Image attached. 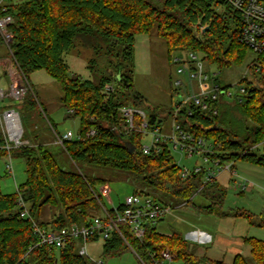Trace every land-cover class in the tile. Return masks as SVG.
Masks as SVG:
<instances>
[{
	"label": "trees",
	"instance_id": "trees-1",
	"mask_svg": "<svg viewBox=\"0 0 264 264\" xmlns=\"http://www.w3.org/2000/svg\"><path fill=\"white\" fill-rule=\"evenodd\" d=\"M6 15L13 16L8 26L13 34L10 49L23 75L30 84V74L44 69L61 82V101L68 116L79 119L78 133L82 138L61 145L36 141L25 134L31 144L10 150L13 158L25 160L26 180L13 193L0 192V264H98L80 254L81 238L68 240L60 248L36 246L30 250L36 241L32 221L21 217L18 209L21 194L32 218L54 230L73 223L86 224L99 216L97 212L103 206L109 210L105 197L97 191L98 185L106 180L88 175L83 169L78 171L69 164L72 160L81 168L88 164L122 170L137 181L133 193L150 195L163 203H189L201 195L208 202L202 206L203 210L220 215L228 188L218 181L204 184L205 171L184 178L183 168L168 146L163 144L146 154L141 133L119 135L104 123L119 124V108L139 107L143 99L141 94L132 92L138 35H151L156 30L165 40L170 55L175 51L196 52L207 65L220 72L244 65L251 50L239 40L242 22L237 11L222 0H4L0 4V17ZM201 26L208 28L201 31ZM99 38L109 42L106 74L97 82L72 74L65 54L79 43L87 45ZM4 44L0 33V47ZM252 74L243 79L242 100H233L243 120L234 121L220 110L214 114V103L207 111L194 107L191 116L181 110L179 120L185 130L211 142L214 156L234 163L246 160L264 165V73L255 67ZM107 83L114 87L111 93L105 92ZM22 103L23 111L30 112H35L39 103L29 90L23 101L11 104L20 111L23 121ZM155 109L157 112L149 114L152 125L163 121L161 112ZM48 121L56 130L49 117ZM92 128L97 133L88 137L87 132ZM129 144L134 146L133 151ZM4 145L0 130V158L9 154ZM56 147L69 158L59 159L53 150ZM46 206L63 211L50 222L41 221ZM235 215L247 218L251 225L264 227V211L255 214L239 210ZM119 229L123 236L113 231L105 240V257L132 250L145 264H155L152 254L159 255L169 248L178 254L176 262L181 264H264V240L256 237L246 239L251 245V256L237 254L228 263L197 254L176 229L165 234L156 224H149L143 240L124 223L119 224ZM96 239L99 238H92Z\"/></svg>",
	"mask_w": 264,
	"mask_h": 264
},
{
	"label": "built area",
	"instance_id": "built-area-1",
	"mask_svg": "<svg viewBox=\"0 0 264 264\" xmlns=\"http://www.w3.org/2000/svg\"><path fill=\"white\" fill-rule=\"evenodd\" d=\"M222 1L240 14L242 26L239 40L257 56L255 67L264 73V0ZM12 22L13 16L11 15L0 17V33L8 47L13 40V34L8 29L9 24ZM206 28L207 26H201L202 31ZM12 56L1 63L10 76V82L7 87L0 83V122L5 138L4 147L9 153L6 169L9 174L14 176L13 156L10 150L31 143L25 138L20 111L11 106L13 103L23 101L30 90L28 80L20 70L16 59ZM174 61L178 64V67L177 77L173 85L175 96L179 99L172 109L171 132L166 133L160 130L159 124L152 125L150 115L144 109L135 106L120 107V123L106 122L104 125L116 134L123 136L132 132L141 133L143 138L151 136L150 144L142 143V149L146 154L153 149H159L161 145L165 144L172 152H178L184 158H200L202 163L194 166H186L177 162L183 168L182 176L184 178L193 173L205 171L203 183L207 184L217 181L218 175L223 171H229L232 175H237L233 161H224L214 156L211 142L202 135L185 130L179 120L181 110H185L191 116L194 107L207 111L210 110L212 103L216 104L212 110L214 114H217L220 110L219 102L221 99L233 97V93L228 86L219 81L220 71L217 68L212 69L196 52H191L189 57L186 58H176ZM113 90V85L107 83L105 92L111 93ZM244 93L245 85H242L235 98L241 101V96ZM161 122L162 120L159 121V123ZM96 133V129L92 128L87 132V136H95ZM81 138V134L69 130L64 134L56 133L55 142L64 145L65 141L80 140ZM234 185L243 190L248 188L245 181H239ZM202 188L203 186L199 190ZM110 192L109 185H106L102 190V194L106 198L109 197ZM109 202L112 206L109 210H104L103 216H95L86 224L73 223L54 230L51 227L41 225L35 218H32L29 205L20 194L18 198L20 216L31 219L33 232L36 236V241L30 247V250L36 246L60 248L68 240L81 238L80 254L92 259L89 256L88 249V242L92 238L98 237L106 240L113 231H118L122 235L119 224L124 223L138 239L143 240L149 224H156L175 210L174 205L170 203H163L153 196L139 193L128 195L121 204H115L111 200ZM177 256L178 254L169 248L162 250L159 255L157 253L152 254L155 264H174ZM95 261L98 264H103L101 258Z\"/></svg>",
	"mask_w": 264,
	"mask_h": 264
},
{
	"label": "rangeland",
	"instance_id": "rangeland-1",
	"mask_svg": "<svg viewBox=\"0 0 264 264\" xmlns=\"http://www.w3.org/2000/svg\"><path fill=\"white\" fill-rule=\"evenodd\" d=\"M108 44L109 42L102 38L92 39L90 44L81 45L79 43L66 53L65 58L70 65L71 73L84 79L97 82L101 76L106 74ZM4 45L5 46H2V48H5L6 54L0 57V77L5 76L4 67L1 63L5 62V60L13 54L9 48L10 46ZM191 52L193 51H175L170 55L165 40L157 35L156 30H154L151 35L141 34L136 37L134 72L132 75L134 85L132 92H137L143 96L142 101L139 103V107L144 109L148 114L157 112L155 108H158V111L161 112V117H163V121L159 123V129L166 133L171 132L173 118L170 112L179 99L175 96L173 85L177 77L178 67V64L175 63L174 60L179 57H189ZM251 52H249L244 65L226 68L220 72L219 81L223 85L228 86L229 90L233 93V97L221 99L219 102L220 112L221 114H229L234 121L237 120V118H243L239 113L240 110L233 103V100L235 95L239 92V88L245 85L242 83L243 79L253 76L252 73L256 64L254 57L256 55ZM92 60H95V62L92 63ZM211 68L215 69L214 66H211ZM7 76H9V74ZM29 79L30 90L37 96L39 107L35 112L23 111L24 103L21 104L25 134H27L30 139L55 144L56 133L64 134L69 130L77 133L80 121L78 118L69 117L66 108L63 106L61 101V97L63 96L61 82L50 76L44 69L32 72ZM48 117L55 123L56 130L50 125ZM0 130L2 131L1 122ZM30 139L28 140L30 141ZM150 143L151 136H145V138H143V144ZM53 150L59 159L67 160L69 158L67 153L63 152L58 147ZM173 154L178 163L180 162L186 166L193 165L194 161L197 159L199 160V164L202 163L200 158H184L178 152H173ZM7 160V157L0 158V192L13 193L17 191L18 186L26 180V162L22 158H13L14 176H12L6 169ZM69 162H71L69 164H72L80 172H82L83 169L88 175L98 176L106 180L104 184L98 185L97 191L103 195L102 190L106 185H109L111 188L109 197H105L104 200L108 208L112 206L109 200L115 204H119L134 191L137 181H134L130 174L122 170L88 164H83L81 168V165L74 160ZM240 162L248 163L249 161L238 160L236 162L238 166ZM250 164V166H253L254 171L248 172V176L241 174H237L236 176L237 181H245L248 188L244 190L240 188L228 189L229 191L223 207L224 211L233 213L239 210H248L255 214H260L264 210V165H258L256 163ZM65 166L70 168L67 164ZM165 199L169 202L167 198ZM169 203L174 205L176 211L182 207L192 208L196 211L197 208H202L201 205L207 204L208 202H206L201 195H196L193 202L179 203L171 201ZM105 209L106 208L103 206L102 211L97 212L98 215L103 216ZM61 211H63V209L59 207L46 206L41 214V221L50 222L53 216L59 214ZM196 212H198V210ZM95 213L96 212H94V214ZM183 216L185 217L184 222L179 221V224L173 225L175 229L181 231L186 237L189 236L187 232L188 229H191V225L195 223H199L203 227V230L210 235L214 234V230L220 228L218 226L219 221H215L213 224L215 217H208L207 214L202 216V219H200L198 213L197 215L185 214ZM170 218L171 217L166 218V222H169ZM253 228L255 230V237L264 240V227L253 225ZM189 237L188 239H190V241L195 242L196 232L191 233ZM104 244L105 240L100 238L89 241V256L94 260L104 258L106 264H144L132 250H128L121 255L105 257ZM227 259L230 261L231 257L228 255ZM176 264L181 263L177 262Z\"/></svg>",
	"mask_w": 264,
	"mask_h": 264
},
{
	"label": "crops",
	"instance_id": "crops-1",
	"mask_svg": "<svg viewBox=\"0 0 264 264\" xmlns=\"http://www.w3.org/2000/svg\"><path fill=\"white\" fill-rule=\"evenodd\" d=\"M4 0H0V4L3 3ZM5 48L0 47V57L5 56ZM3 77H0V81L4 87L9 85V76L8 72L4 69ZM250 162V161H249ZM240 162L239 166L238 163H235V168L237 170V174L248 176V172L254 171L253 166H250L252 162ZM250 164V165H249ZM258 164V163H256ZM263 165V164H258ZM258 169V168H256ZM237 175H232L229 171H223L218 175L217 181L222 186L228 189H237L235 187V183L239 182L236 179ZM241 189V188H240ZM243 190V189H241ZM243 192V191H242ZM243 194V193H242ZM207 202V201H206ZM203 204L201 206H204ZM198 210V212H196ZM194 211L192 208L182 207L179 210H174V212L167 217L163 218L159 222L156 223L158 230L165 234H171L175 227L173 224H179V221L184 222L185 217L183 215L190 214V215H197L202 216L206 215L215 217L213 220V224L215 221H219V229L214 230V234L210 235L203 230V227L199 223L192 224V228L188 229L189 236L191 233L196 232V240L190 241L189 236L184 237L189 240L191 243L193 250L203 256L207 255L213 259L224 260L228 263L232 262L234 257L237 254H243L245 256H251V245L246 241L249 237H255V230L253 225L250 224L249 220L242 216H236L235 212H226L224 209L220 213V215L209 214L208 212L204 211L201 207L200 209L197 208ZM264 211V210H263ZM171 217L169 222H166V218ZM191 224V222H190ZM217 226V228H218ZM168 229H167V228ZM258 227V226H257ZM194 229V230H193ZM171 230V231H170ZM177 230V229H176ZM196 230V231H195ZM170 231V232H169ZM257 238V237H256ZM195 245V246H194ZM231 257V260L228 261L227 256ZM177 262L175 261V264Z\"/></svg>",
	"mask_w": 264,
	"mask_h": 264
},
{
	"label": "water",
	"instance_id": "water-1",
	"mask_svg": "<svg viewBox=\"0 0 264 264\" xmlns=\"http://www.w3.org/2000/svg\"><path fill=\"white\" fill-rule=\"evenodd\" d=\"M208 28V27H207ZM206 28V29H207ZM129 146L131 147V150L133 151L134 150V146L133 145H131V144H129Z\"/></svg>",
	"mask_w": 264,
	"mask_h": 264
}]
</instances>
